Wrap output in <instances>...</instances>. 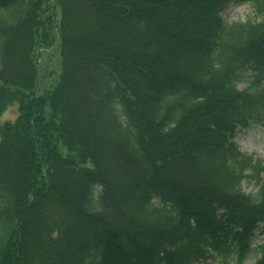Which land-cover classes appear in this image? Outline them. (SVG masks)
Instances as JSON below:
<instances>
[{
	"label": "trees",
	"instance_id": "obj_1",
	"mask_svg": "<svg viewBox=\"0 0 264 264\" xmlns=\"http://www.w3.org/2000/svg\"><path fill=\"white\" fill-rule=\"evenodd\" d=\"M229 1L0 0V264H264V0Z\"/></svg>",
	"mask_w": 264,
	"mask_h": 264
},
{
	"label": "rangeland",
	"instance_id": "obj_2",
	"mask_svg": "<svg viewBox=\"0 0 264 264\" xmlns=\"http://www.w3.org/2000/svg\"><path fill=\"white\" fill-rule=\"evenodd\" d=\"M59 8L57 19L59 20ZM220 15L226 21L255 19L256 15L252 8L239 0H230L221 10ZM53 39L49 45L36 48L37 56V82L35 93L41 94L45 90L52 89L59 81L61 72L60 39L56 29L52 31ZM244 86L243 82L238 84ZM17 104L10 105L0 113V125L12 120L17 115ZM238 147L247 154L256 157H264V122H251L242 127L238 126L233 137ZM243 187L246 192H254L257 185L254 182L245 181ZM196 264H216L212 259Z\"/></svg>",
	"mask_w": 264,
	"mask_h": 264
}]
</instances>
